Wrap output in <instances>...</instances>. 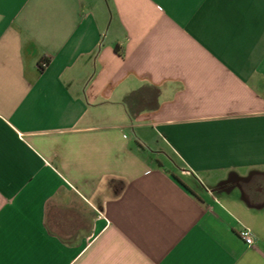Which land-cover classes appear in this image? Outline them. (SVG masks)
Here are the masks:
<instances>
[{"label":"crops","instance_id":"obj_1","mask_svg":"<svg viewBox=\"0 0 264 264\" xmlns=\"http://www.w3.org/2000/svg\"><path fill=\"white\" fill-rule=\"evenodd\" d=\"M0 264H264V0H0Z\"/></svg>","mask_w":264,"mask_h":264},{"label":"built area","instance_id":"obj_2","mask_svg":"<svg viewBox=\"0 0 264 264\" xmlns=\"http://www.w3.org/2000/svg\"><path fill=\"white\" fill-rule=\"evenodd\" d=\"M42 66H46L45 63H43ZM239 238L247 245L251 246L254 242L253 234L248 229H242L238 232Z\"/></svg>","mask_w":264,"mask_h":264}]
</instances>
